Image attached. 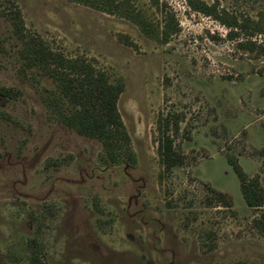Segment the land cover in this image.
Here are the masks:
<instances>
[{"label": "rangeland", "instance_id": "rangeland-1", "mask_svg": "<svg viewBox=\"0 0 264 264\" xmlns=\"http://www.w3.org/2000/svg\"><path fill=\"white\" fill-rule=\"evenodd\" d=\"M128 1L177 31L162 43L70 0H0V264H32L34 250L44 264H264L261 211L233 170L264 192V0H201L222 21L185 0ZM11 10L51 51L122 83L132 162L107 163L54 119L55 86L27 65ZM165 128L183 157L170 172Z\"/></svg>", "mask_w": 264, "mask_h": 264}, {"label": "trees", "instance_id": "trees-1", "mask_svg": "<svg viewBox=\"0 0 264 264\" xmlns=\"http://www.w3.org/2000/svg\"><path fill=\"white\" fill-rule=\"evenodd\" d=\"M70 1L123 17L134 23L145 36L162 43H166L177 31L178 25L172 14L162 10L163 22L156 28L128 0ZM185 1L191 10L221 20L214 6H208L201 0ZM149 2L158 10L163 7L159 0ZM7 13L12 33L22 45L21 53L27 65L40 70L55 86V94L49 100L54 119L75 133L98 141L102 145L104 161L107 163L132 162L129 138L117 110V101L123 91L122 83L111 82L105 72L97 70L84 59H69L51 51L40 38L25 32L18 11L11 10ZM228 27L237 29L238 24L233 22ZM166 132L165 128L160 140L159 154L164 172H170L182 164L183 157L174 150L172 139ZM233 170L240 181L245 204L261 211L253 224L264 236V192L257 181L247 179L237 164H233ZM218 199L224 201L221 196ZM31 263L44 264L35 250L31 254Z\"/></svg>", "mask_w": 264, "mask_h": 264}]
</instances>
